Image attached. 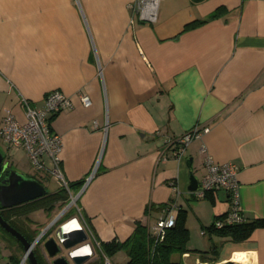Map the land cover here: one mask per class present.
<instances>
[{"label": "crops", "instance_id": "crops-1", "mask_svg": "<svg viewBox=\"0 0 264 264\" xmlns=\"http://www.w3.org/2000/svg\"><path fill=\"white\" fill-rule=\"evenodd\" d=\"M136 2L0 0V121L9 113L24 123L23 99L42 108L51 91L68 97L49 126L62 140L64 180L81 182L70 192L97 242H122L137 221L152 227L184 210L189 252L174 262L236 264L238 247L248 264H264V227L242 243L211 234L229 195L197 199L188 189L191 172L198 183L205 172L204 146L215 163L239 166L246 222L264 220V0H160L153 23ZM196 126L208 130L175 159L173 141ZM10 251L0 235V264ZM110 259L128 261L123 251Z\"/></svg>", "mask_w": 264, "mask_h": 264}, {"label": "built area", "instance_id": "built-area-1", "mask_svg": "<svg viewBox=\"0 0 264 264\" xmlns=\"http://www.w3.org/2000/svg\"><path fill=\"white\" fill-rule=\"evenodd\" d=\"M159 2L160 0H137L135 11L138 17L145 22H155ZM80 100L84 106L87 107L90 105V99L87 95L80 94ZM43 104L42 108H34L30 105V102L23 99L22 105L25 107V122L20 124L12 115L7 113L0 121V138L9 146L23 148L35 171L51 175L59 182L60 187H63L68 191L69 199H71V201L63 211L67 212L71 205H75L77 212L75 216L70 217L64 221L63 224L71 219H76L81 225L83 237L77 245L65 250L67 258L69 259V252L84 244H88L92 249V255L83 256V262L81 264H86L94 260L98 254L102 255L104 264H113L111 259L101 252L100 243L95 240L81 216L76 204L78 195L74 196L71 194L68 188V183L63 178L60 166L62 140L59 135L51 131L49 126V120L52 116L64 112L71 107L70 100L61 92L54 90L46 96ZM207 130V128L196 126L189 133H186L173 141L176 145L173 150L174 158L179 160L182 159L189 144L195 139H200ZM167 143L172 142L169 140ZM198 156L201 159L205 172L200 179L198 188L193 192L194 196L197 199H203L208 193L219 190L224 191L229 195L230 209L223 217L214 221V226L220 229L225 225L229 226L246 222L245 217L239 209V166L233 162L223 164L215 163L204 146L200 147ZM93 175L94 171L84 182L85 184L82 185L83 188ZM62 213L57 217L55 222L61 218L64 214ZM175 220L176 214L171 211L167 217L159 219L154 226H148L150 236L154 238L155 241H162L165 230L170 228L167 226L168 223L171 222L173 226ZM161 222H164V227H161ZM70 263L73 264L71 260Z\"/></svg>", "mask_w": 264, "mask_h": 264}, {"label": "trees", "instance_id": "trees-1", "mask_svg": "<svg viewBox=\"0 0 264 264\" xmlns=\"http://www.w3.org/2000/svg\"><path fill=\"white\" fill-rule=\"evenodd\" d=\"M218 14H220L219 10L215 12L212 17ZM192 26H194V24L187 27ZM80 185L81 182L69 183L68 188L70 190ZM68 201V191L60 187L55 192H47L45 196L21 205L11 208L0 207V214L4 221L21 233L24 238L31 243L36 238L37 232L29 227V215L41 210L45 212L52 211L57 206L62 207L66 205ZM223 216H219L217 219ZM185 221L186 212L184 210H178L175 224L165 230L162 241H155L148 232L147 224L144 221H137L135 223V228L127 239L122 242L116 240L101 242L100 250L108 258H111L118 252H125L128 257L126 264H180L174 262L172 256L174 254L182 255L189 252L186 247L189 239V232L185 225ZM261 227H264V220L258 219L251 222H243L241 224L225 225L220 229L216 228L213 222L206 228V231L219 237L227 238L233 243H242L249 239L254 230ZM0 230L7 234L3 228L0 227ZM11 238L16 242L19 249L24 251L22 245L14 237L11 236ZM210 251L215 252L214 249ZM33 252L38 264H50L44 257L42 249L39 246L33 248ZM199 253L202 255L205 254V252ZM19 262L20 257L17 254H12L5 264H19ZM202 262H204V260ZM87 264H104L102 255L98 254L94 260Z\"/></svg>", "mask_w": 264, "mask_h": 264}, {"label": "water", "instance_id": "water-1", "mask_svg": "<svg viewBox=\"0 0 264 264\" xmlns=\"http://www.w3.org/2000/svg\"><path fill=\"white\" fill-rule=\"evenodd\" d=\"M187 165L192 170V159L187 160ZM189 182L188 189L189 191L194 192L198 188L199 183L198 179L192 172L190 174ZM47 192L46 187L35 178L29 177L18 170L9 168V163L4 162V156L0 152V207L11 208L18 206L41 198L45 196ZM73 220L74 219H71L65 222L56 230L55 235L59 243L53 237H49L43 242L44 251L47 258L51 261V264H71L70 260L73 264H81L83 262V257L73 258L70 255L71 252L68 253L69 259L67 256L61 255L63 250H68L74 247L82 240L83 231L72 230L70 227ZM0 227L22 245L24 254L19 264H22L25 259L28 260L29 264H38L33 252V247L43 236L44 231H42L33 242L29 243L21 233L3 220L1 214ZM64 228H68L69 231L65 233L63 231Z\"/></svg>", "mask_w": 264, "mask_h": 264}, {"label": "rangeland", "instance_id": "rangeland-1", "mask_svg": "<svg viewBox=\"0 0 264 264\" xmlns=\"http://www.w3.org/2000/svg\"><path fill=\"white\" fill-rule=\"evenodd\" d=\"M14 149H15L14 147L8 148V146L4 143L0 144L1 153L4 154L5 156L6 155L12 156L10 166L13 169L18 170L19 172L24 173L28 175L29 177H34L46 187L48 192L56 191L58 189V184H57V181H55V179H51L50 177L42 178L43 174H41V172L35 171V169L33 168V165L31 164L29 159L26 157L23 149H21V151H16V152H14ZM70 201L71 199H69L68 203ZM67 204L62 207L57 206L52 211L45 212L41 210V211H36L34 213H31L29 215V218L31 220L29 223V227L33 230H36L37 236L42 231L45 232L44 235L41 237V239L38 241V243L35 244L34 248L39 246L41 249H43V242L49 237H53L58 242L56 235H55L57 228L60 225H62L64 221L69 219L71 216H75L74 213L76 214L77 212L75 205H71V207L68 209L69 211H67L68 213L66 211H63L64 208L67 206ZM61 213L63 214L61 218L58 219L55 223H53L54 220ZM7 234L0 230L1 237L7 240V247H9V249L11 250L10 252L12 254H17L20 257V261H21V259L23 258L24 251L20 250L16 242L11 238V235L9 234L7 235ZM66 254L67 253L65 250H63L61 253V255H64V256H66ZM48 262L51 263L50 260ZM22 264H29L28 260L25 259Z\"/></svg>", "mask_w": 264, "mask_h": 264}, {"label": "clouds", "instance_id": "clouds-1", "mask_svg": "<svg viewBox=\"0 0 264 264\" xmlns=\"http://www.w3.org/2000/svg\"><path fill=\"white\" fill-rule=\"evenodd\" d=\"M164 222H161V227H164ZM168 227L172 226V223L169 222ZM72 230H81V225L79 224L78 221H76L75 219L71 222L70 225ZM63 231L65 233H67L69 231L68 228H64ZM71 257L76 258V257H83V256H91L92 255V249L90 247V245L88 244H84L80 247L75 248L73 251H71L70 253ZM246 255L247 254H241V253H234L233 254V258L236 262V264H248L247 260H246ZM253 257L255 256V253L251 254ZM223 264H226V262H223Z\"/></svg>", "mask_w": 264, "mask_h": 264}, {"label": "bare ground", "instance_id": "bare-ground-1", "mask_svg": "<svg viewBox=\"0 0 264 264\" xmlns=\"http://www.w3.org/2000/svg\"><path fill=\"white\" fill-rule=\"evenodd\" d=\"M237 248L238 247H235V249H234V251L237 253L238 251H237ZM240 248V247H239ZM242 249V246H241V248H240V250ZM239 250V249H238ZM243 250V249H242Z\"/></svg>", "mask_w": 264, "mask_h": 264}, {"label": "flooded vegetation", "instance_id": "flooded-vegetation-1", "mask_svg": "<svg viewBox=\"0 0 264 264\" xmlns=\"http://www.w3.org/2000/svg\"><path fill=\"white\" fill-rule=\"evenodd\" d=\"M40 239H41V238H40ZM40 239H39V240H40ZM50 264H51V263H50Z\"/></svg>", "mask_w": 264, "mask_h": 264}]
</instances>
